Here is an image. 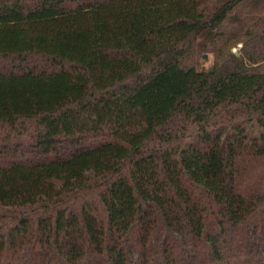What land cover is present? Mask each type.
<instances>
[{
	"label": "trees",
	"instance_id": "1",
	"mask_svg": "<svg viewBox=\"0 0 264 264\" xmlns=\"http://www.w3.org/2000/svg\"><path fill=\"white\" fill-rule=\"evenodd\" d=\"M0 264H264V0H0Z\"/></svg>",
	"mask_w": 264,
	"mask_h": 264
},
{
	"label": "rangeland",
	"instance_id": "2",
	"mask_svg": "<svg viewBox=\"0 0 264 264\" xmlns=\"http://www.w3.org/2000/svg\"><path fill=\"white\" fill-rule=\"evenodd\" d=\"M256 8L252 5L244 4L240 8L236 9L231 15H229L226 22L223 24L222 29L229 32L234 30L244 31L250 23V16L256 13ZM239 17V18H238ZM196 46L192 51V54L186 59L185 63L188 66H194L196 68H207L215 61V54L211 50L210 43L205 44V40H196ZM202 44V45H200ZM242 42L235 43L230 46L229 51L235 54H239ZM223 50H225L223 48Z\"/></svg>",
	"mask_w": 264,
	"mask_h": 264
}]
</instances>
